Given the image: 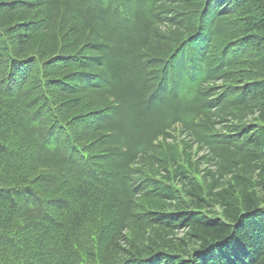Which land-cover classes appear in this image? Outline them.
I'll return each instance as SVG.
<instances>
[{
  "label": "trees",
  "instance_id": "obj_1",
  "mask_svg": "<svg viewBox=\"0 0 264 264\" xmlns=\"http://www.w3.org/2000/svg\"><path fill=\"white\" fill-rule=\"evenodd\" d=\"M0 264H264V0H0Z\"/></svg>",
  "mask_w": 264,
  "mask_h": 264
},
{
  "label": "rangeland",
  "instance_id": "obj_2",
  "mask_svg": "<svg viewBox=\"0 0 264 264\" xmlns=\"http://www.w3.org/2000/svg\"><path fill=\"white\" fill-rule=\"evenodd\" d=\"M183 140L184 138L182 135L177 133V135H174V139L167 144V148L170 149L176 157L183 152Z\"/></svg>",
  "mask_w": 264,
  "mask_h": 264
}]
</instances>
